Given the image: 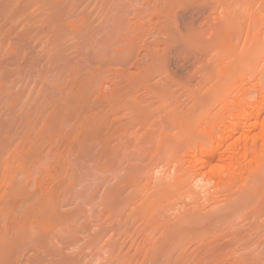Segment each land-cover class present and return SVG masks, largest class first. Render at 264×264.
<instances>
[{
	"label": "rangeland",
	"instance_id": "obj_1",
	"mask_svg": "<svg viewBox=\"0 0 264 264\" xmlns=\"http://www.w3.org/2000/svg\"><path fill=\"white\" fill-rule=\"evenodd\" d=\"M259 93L264 0H0V264H264V151L183 163Z\"/></svg>",
	"mask_w": 264,
	"mask_h": 264
},
{
	"label": "bare ground",
	"instance_id": "obj_2",
	"mask_svg": "<svg viewBox=\"0 0 264 264\" xmlns=\"http://www.w3.org/2000/svg\"><path fill=\"white\" fill-rule=\"evenodd\" d=\"M263 107V93H259L255 103L251 101L239 103L235 107L236 110L234 109L235 116L233 115L229 123L222 125L220 133L218 135L208 134L210 139H214L212 143L198 145L186 153L183 163L187 164L189 170L187 173H190L192 181H195V187L208 190L206 185L210 184L214 190L211 193L217 194L220 189L225 190V192L221 191L224 193L235 189L237 192L238 189H243L248 184L250 174L259 170L257 163H263L260 154L264 148L257 147V139H264V120L259 121ZM197 163L202 168L206 167L207 173H199L196 170ZM250 167L255 171H251ZM218 169L227 173L226 178L222 177L221 172H217ZM247 173H250V176ZM244 174L249 177L245 178ZM206 190L203 191L207 192Z\"/></svg>",
	"mask_w": 264,
	"mask_h": 264
}]
</instances>
